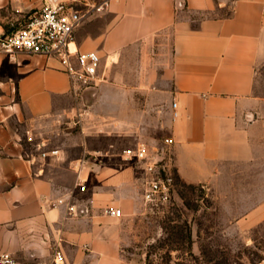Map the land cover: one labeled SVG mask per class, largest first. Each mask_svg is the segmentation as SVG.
<instances>
[{
  "label": "crops",
  "instance_id": "obj_1",
  "mask_svg": "<svg viewBox=\"0 0 264 264\" xmlns=\"http://www.w3.org/2000/svg\"><path fill=\"white\" fill-rule=\"evenodd\" d=\"M49 1L0 0V33L24 27ZM92 1L108 6L76 29L71 50L100 55L105 78L97 87L76 93L53 57L0 54V256L51 264L60 246L67 264H135L123 256L119 219L104 209L135 211L134 175L120 167L132 163L122 152L140 145L85 149L84 160L63 151L31 160L24 143L41 120L108 86L121 114L132 83H141L149 113L167 114L161 130L168 171L210 189L233 179L227 193L240 195L235 203L249 210L235 225L247 231L264 222V95L255 91L264 66V0ZM153 46L166 56L162 74L135 73L133 61ZM126 125L124 118L112 123ZM72 202L78 216L68 211Z\"/></svg>",
  "mask_w": 264,
  "mask_h": 264
},
{
  "label": "rangeland",
  "instance_id": "obj_2",
  "mask_svg": "<svg viewBox=\"0 0 264 264\" xmlns=\"http://www.w3.org/2000/svg\"><path fill=\"white\" fill-rule=\"evenodd\" d=\"M139 56L138 61H133L135 73L162 74L166 67L163 49L153 46L141 51ZM137 84L132 83L135 86L132 97L123 98L126 102L123 114L119 112L114 87L108 86L88 95L80 107L75 103L70 112L41 120L38 132L32 136L27 134L24 140L27 154H40L37 144L46 141L45 151L58 149L69 160H84L88 158L85 149L94 152L134 141L147 149L152 160L161 161L162 174L173 177L174 189L166 207L151 208L143 200L149 161L121 164V169L131 170L134 175L136 196L135 211L118 218L126 260L135 264H264V222L247 231L235 225L249 210L238 208L235 201L241 199L240 195L227 193L233 179L227 178L220 188L210 189L207 185L185 184L175 172L167 170L163 154L165 135L161 130L167 114L149 113V99L144 94L138 95L137 87L141 83ZM255 91L264 95V66ZM80 108L85 110L84 115ZM133 109L139 113L130 112ZM152 116L157 124L151 122ZM115 118L125 119L127 125L123 130L113 128Z\"/></svg>",
  "mask_w": 264,
  "mask_h": 264
},
{
  "label": "built area",
  "instance_id": "obj_3",
  "mask_svg": "<svg viewBox=\"0 0 264 264\" xmlns=\"http://www.w3.org/2000/svg\"><path fill=\"white\" fill-rule=\"evenodd\" d=\"M107 6L106 1L95 3L92 0L71 2L50 0L24 27L8 34L0 33V54H7L13 58L19 53L53 57L62 64L76 93L97 87L105 78L102 58L97 52L72 51L71 45L75 40V31L83 21L94 13L104 11ZM165 142L172 144L173 140L167 139ZM46 146L45 142L37 144L41 159L59 156L60 150L45 151ZM122 154L130 161H149L143 200L151 208L166 207L171 202L174 183L170 175L163 176L160 169L161 161L152 160L143 146L127 148ZM28 156L31 160L37 157L34 154ZM76 166L80 170L83 161ZM80 182L79 188L85 192L87 186L85 182L81 180ZM59 203L63 204L64 200H60ZM68 211L71 215H79L77 204L74 202L68 206ZM104 213L116 218L123 217L122 210L114 207L105 208ZM0 264H17V261L12 255L4 254L0 256ZM51 264H67V258L60 246L55 248Z\"/></svg>",
  "mask_w": 264,
  "mask_h": 264
},
{
  "label": "trees",
  "instance_id": "obj_4",
  "mask_svg": "<svg viewBox=\"0 0 264 264\" xmlns=\"http://www.w3.org/2000/svg\"><path fill=\"white\" fill-rule=\"evenodd\" d=\"M188 241H189V243H191V242H192V237H191V236L189 237V240H188Z\"/></svg>",
  "mask_w": 264,
  "mask_h": 264
},
{
  "label": "water",
  "instance_id": "obj_5",
  "mask_svg": "<svg viewBox=\"0 0 264 264\" xmlns=\"http://www.w3.org/2000/svg\"><path fill=\"white\" fill-rule=\"evenodd\" d=\"M54 2H59V0H53Z\"/></svg>",
  "mask_w": 264,
  "mask_h": 264
}]
</instances>
